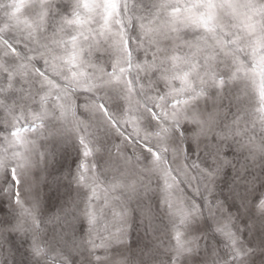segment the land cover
<instances>
[{"label": "clouds", "instance_id": "1", "mask_svg": "<svg viewBox=\"0 0 264 264\" xmlns=\"http://www.w3.org/2000/svg\"><path fill=\"white\" fill-rule=\"evenodd\" d=\"M41 2L20 20L0 0V264H264V120L255 92L228 81L227 55L252 62L264 12L110 0L105 29L101 8L75 0H47L41 22Z\"/></svg>", "mask_w": 264, "mask_h": 264}, {"label": "snow or ice", "instance_id": "2", "mask_svg": "<svg viewBox=\"0 0 264 264\" xmlns=\"http://www.w3.org/2000/svg\"><path fill=\"white\" fill-rule=\"evenodd\" d=\"M224 2L229 6L230 10L234 15H240V10L246 8L249 12L252 13H262L264 12V4H258L256 3V0H224ZM75 5L77 8L80 6H83L86 8L90 13H95L97 8H101L102 14L105 16V24L104 28H108L107 19L111 16L112 9L115 8V4L110 3V0H75ZM164 2L162 0L161 7H164ZM40 18L41 22L44 18H46L47 15V0H42L40 4ZM78 17V14H77ZM73 21L69 20L68 23H72ZM77 23H79V18L76 20ZM246 27H248L246 25ZM120 40L114 39L113 44L116 48L120 47ZM9 48V51L13 55H17V49L15 46L9 44L7 45ZM249 47L252 50L253 59L250 64L243 62L239 56L233 55L231 52H228L227 55L231 56L232 58V70L231 74L228 77L229 82H235L241 85L242 90L244 92H247L249 90L255 92L258 100H259V112L261 113V119L264 120V56L257 55V50L259 48H264V34L256 35L254 38L249 42ZM121 57H116V62L119 64ZM75 62V61H73ZM26 65H20L19 68L15 73L12 75L19 74L23 76L27 70ZM123 71V69H121ZM75 75V73H74ZM11 78V77H10ZM113 78L116 82H119L121 77L118 74L113 73ZM186 77L182 78L185 79ZM210 79L213 81V83L220 88H223L225 86V79L223 77L217 78L216 76H210ZM44 84H50L51 81L44 80ZM11 87V85H9ZM49 93H46L47 96ZM203 94L202 92L200 93ZM47 101H42V108L43 105L46 104ZM60 111L61 115H65L67 111L69 110V106L66 104H60ZM94 107V106H92ZM99 107H101L105 112H107V108L104 106V104L101 102L99 104ZM47 114V110L44 109L41 113L35 114L34 118L36 116H43ZM194 119L197 123H200L199 118L195 115L190 117ZM177 130L180 132V135H183V130L180 129L179 124L177 123ZM168 132V129H162L160 135H165ZM199 134V133H198ZM230 135V133H229ZM14 143H24L23 137L19 133H14ZM81 142L83 143V138L81 139ZM216 148V154L219 157V160L222 162L220 164V169L223 170L224 168L232 165V160L229 158V155L226 151H223L222 148L217 145ZM88 154V149L85 147V155ZM4 164V161L2 158H0V167H2ZM24 166L26 168L31 166V162L27 159H25ZM242 171V170H241ZM16 170L15 168L12 169L13 179L16 180L17 183H19L18 177H16ZM237 180L242 179L241 175L236 176ZM84 177L80 176V181L83 182ZM255 208L260 216H264V198H260L255 203ZM95 217L91 213L88 214V222L89 224L94 223ZM217 231L222 232L227 238L232 239L233 242H235V237L233 232L230 230L227 224H225L222 228H218ZM179 233H177V240H178V247L183 250V241L179 240Z\"/></svg>", "mask_w": 264, "mask_h": 264}, {"label": "rangeland", "instance_id": "3", "mask_svg": "<svg viewBox=\"0 0 264 264\" xmlns=\"http://www.w3.org/2000/svg\"><path fill=\"white\" fill-rule=\"evenodd\" d=\"M16 7L11 9L12 16L15 18H19L20 20L27 18V11L31 8L33 4V0H15ZM231 180V177L229 178Z\"/></svg>", "mask_w": 264, "mask_h": 264}]
</instances>
